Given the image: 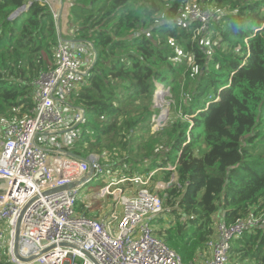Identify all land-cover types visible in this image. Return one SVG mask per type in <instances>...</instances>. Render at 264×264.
<instances>
[{"label":"trees","instance_id":"1","mask_svg":"<svg viewBox=\"0 0 264 264\" xmlns=\"http://www.w3.org/2000/svg\"><path fill=\"white\" fill-rule=\"evenodd\" d=\"M184 1L63 0L58 26L46 3L10 18L26 0H0V121L29 113L33 82L54 67L57 32L70 23L63 38L89 42L95 60L71 96L85 120L66 149L110 152L117 171L128 164L126 176L158 169L153 182L175 173L161 193L171 219L158 233L187 262L219 217L264 216V0H197L217 11L205 36L219 35L223 51L211 54L198 24L179 21ZM157 84L170 93L169 111L150 134ZM230 259L264 264V223L233 240Z\"/></svg>","mask_w":264,"mask_h":264},{"label":"built area","instance_id":"2","mask_svg":"<svg viewBox=\"0 0 264 264\" xmlns=\"http://www.w3.org/2000/svg\"><path fill=\"white\" fill-rule=\"evenodd\" d=\"M33 1L47 4L26 0L21 8ZM58 9L52 10L54 17ZM186 16L198 24L195 35L203 37L214 10L193 4ZM94 60L90 43L72 42L58 31L54 67L34 80L29 113L0 129V264H197L199 257L184 262L154 235L152 222L172 210L161 196L170 180H151L158 169L81 194L94 176L109 172L97 154L83 160L66 149L85 120V111L70 104L71 96L83 86ZM64 133L51 141V135ZM123 182L127 189L110 188ZM69 183L71 188L57 190ZM263 223L264 216L252 213L232 224L219 217L204 264H236L230 259L233 240Z\"/></svg>","mask_w":264,"mask_h":264},{"label":"rangeland","instance_id":"3","mask_svg":"<svg viewBox=\"0 0 264 264\" xmlns=\"http://www.w3.org/2000/svg\"><path fill=\"white\" fill-rule=\"evenodd\" d=\"M56 3H58V0H56ZM193 4L206 6L205 4H200L197 0H185L183 5H182V11H181L182 16H181V18L179 17V19H180L179 21H182L186 24L191 23L190 20L186 16V12L189 9V7H191ZM211 9L214 10L213 8H211ZM216 12L217 11L214 10V17L216 15ZM158 19L161 21L162 16H158ZM212 33H214V31H212ZM64 35H66V34L62 32V36H64ZM212 35L213 34L208 33L206 36L201 37V38H203L201 40V43L205 44V46L209 50L210 54L214 53L216 51L222 52L223 49L221 47L222 42H221L220 36L218 35V37L215 39L214 36H212ZM212 37L214 38V40L211 39ZM176 55H177V58L181 59V56H182L181 49H179V48L177 49ZM189 64L191 65V63H189ZM155 93L156 94L154 96V107H156L158 109V112L156 114L157 116L154 115V117H153V120H152L153 123L150 127V134L158 132L159 129L161 128V126L165 125L167 118H168V115L166 116V114H168L169 103H170V100H169L170 93L168 92L167 88L163 87L160 84H157ZM158 93H160V94L157 96ZM72 112L73 111H71V113ZM160 121H162V123H160ZM5 124H6V122H4V120L2 119L0 121V126H2V127H0V129H2L5 126ZM63 136H65V133L64 134L51 135L50 137H51V141H52L53 139L61 140ZM187 138H189V131L187 132ZM97 155L100 157V161H101L102 165L106 169H109V172L103 173L102 175L94 176L88 184L81 187V194L82 195H87V194L93 195V193H95L98 190V188H100L101 186L109 183L110 181H116V180L120 179L121 177L126 176V175H124V173L122 174L120 171H117V169H115V168L111 167L109 164H107L108 162H111V160H113L112 153L105 151L101 155L100 154H97ZM125 157H127V156L123 153L122 159ZM137 159H139V158H137ZM125 164H127V163H125ZM127 165H122L121 167H119V170L123 171V170L127 169L128 168ZM167 170L173 171L174 168H173V166L170 165L167 168ZM133 175H135V174H133ZM170 182H172V184L176 182V174L175 173H172L171 178H170ZM115 187H122L123 189H127L128 184H127V182H123V183H119L117 185H112L110 188L113 189ZM136 189L137 188H134V190H136ZM76 211L77 212L83 211L80 202L77 203ZM86 213L88 215H91L89 211ZM170 216L171 215L169 213L163 214V215H161V217L157 218L156 220H154L152 222V227L154 229L153 231H155L154 235L157 238L161 239L166 244H168V243L166 242L165 234H163V232H162V234L158 233V231L163 229V227L166 225V223L169 221V219H171V218H169ZM5 237L6 238L8 237L7 233H5ZM209 256H210L209 250L205 249L201 254H196L191 260H189L187 262L192 261L195 257H199L197 264H204V260L208 259ZM184 262H186V261L184 260Z\"/></svg>","mask_w":264,"mask_h":264},{"label":"water","instance_id":"4","mask_svg":"<svg viewBox=\"0 0 264 264\" xmlns=\"http://www.w3.org/2000/svg\"><path fill=\"white\" fill-rule=\"evenodd\" d=\"M59 1V3H60V7H59V9H58V11H57V24H58V26H59V19H60V14H61V9H62V6H63V0H58ZM24 9L23 8H19L16 12H14L12 15H11V17L10 18H14V17H16L20 12H22ZM59 33L60 34H62L60 31H59ZM67 40H70V41H72V42H85V41H80V40H75V39H67ZM89 43V42H88ZM94 56H95V52H94ZM88 74V71L86 72V75ZM156 94V93H155ZM168 114H166V116H167ZM160 123H162V121H160ZM78 158H80V157H78ZM80 159H83V160H85L84 158H80ZM172 185V182H168V186H171ZM73 186V184L72 183H69V184H66V185H63V186H61V187H58L57 188V190H62V189H69V188H71Z\"/></svg>","mask_w":264,"mask_h":264},{"label":"bare ground","instance_id":"5","mask_svg":"<svg viewBox=\"0 0 264 264\" xmlns=\"http://www.w3.org/2000/svg\"><path fill=\"white\" fill-rule=\"evenodd\" d=\"M47 2V4L49 5L50 8H52V10L56 11V8L58 9L59 7V4L56 3V0H45ZM34 2V1H33ZM39 2V1H37ZM42 3V2H40ZM160 93L157 94V96L159 95Z\"/></svg>","mask_w":264,"mask_h":264},{"label":"crops","instance_id":"6","mask_svg":"<svg viewBox=\"0 0 264 264\" xmlns=\"http://www.w3.org/2000/svg\"><path fill=\"white\" fill-rule=\"evenodd\" d=\"M58 4H59V7H60V3H59V1H58ZM56 10H57V8H56ZM70 26H71V24L67 22V23L65 24V28H64L63 32L66 33L67 30H68V32H69V30H70ZM66 34H67V33H66ZM72 38H73V37H71L70 39H72Z\"/></svg>","mask_w":264,"mask_h":264}]
</instances>
